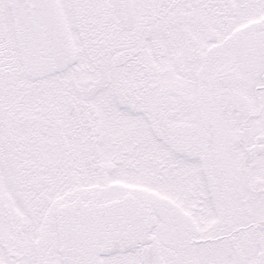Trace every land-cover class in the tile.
<instances>
[{"label": "snow or ice", "instance_id": "6c2138e0", "mask_svg": "<svg viewBox=\"0 0 264 264\" xmlns=\"http://www.w3.org/2000/svg\"><path fill=\"white\" fill-rule=\"evenodd\" d=\"M0 264H264V0H0Z\"/></svg>", "mask_w": 264, "mask_h": 264}]
</instances>
